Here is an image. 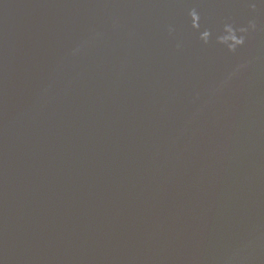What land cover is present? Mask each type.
<instances>
[{"label": "water", "instance_id": "95a60500", "mask_svg": "<svg viewBox=\"0 0 264 264\" xmlns=\"http://www.w3.org/2000/svg\"><path fill=\"white\" fill-rule=\"evenodd\" d=\"M0 264H264V0H0Z\"/></svg>", "mask_w": 264, "mask_h": 264}]
</instances>
